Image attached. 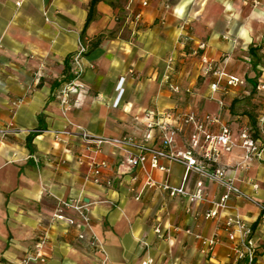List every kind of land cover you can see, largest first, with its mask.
Segmentation results:
<instances>
[{
	"label": "crops",
	"instance_id": "crops-1",
	"mask_svg": "<svg viewBox=\"0 0 264 264\" xmlns=\"http://www.w3.org/2000/svg\"><path fill=\"white\" fill-rule=\"evenodd\" d=\"M90 1L0 0V129H13L0 134V264H15L33 249L57 197L91 203L102 249L75 240L74 229L60 223L50 232L42 264H145L150 257L154 262L147 264H161L167 249L179 253L177 264H244L227 237L229 214L252 225L264 259L256 204L232 197L207 218L224 192L218 182L206 180L195 200L170 195L148 185L145 172L127 164L120 146L108 141L97 149L80 136L53 133L77 126L107 139L149 133L150 142L161 146L159 130L149 126L158 112L220 113L235 144L219 165L264 203V159H246L239 145L245 125L264 140V0H126L125 13H134L139 24H118L116 0H100L84 30ZM81 41L88 46L84 71L71 103L63 105L58 90L74 76ZM220 72L244 82L227 85L222 76L213 89ZM191 129L184 125L178 132L173 151L188 147ZM94 159L108 164L99 183L87 177ZM160 163L169 168L171 186L196 191L198 174L185 181L184 164L167 158ZM154 177L162 181L166 174L154 170ZM158 223H164L163 234L155 231ZM188 229L218 233L221 243L204 251Z\"/></svg>",
	"mask_w": 264,
	"mask_h": 264
},
{
	"label": "built area",
	"instance_id": "built-area-1",
	"mask_svg": "<svg viewBox=\"0 0 264 264\" xmlns=\"http://www.w3.org/2000/svg\"><path fill=\"white\" fill-rule=\"evenodd\" d=\"M87 51L88 46L82 41L79 42L78 50L73 56V61L77 66L74 76L62 83L58 90V98L63 105L70 104L71 95L78 91V79L84 71L83 58ZM222 76L226 77L227 85H237L244 82L238 76L220 72L219 79L212 84L213 89L218 88ZM260 87L264 90V84H260ZM170 88L174 92L179 91V86L176 84H171ZM260 121H264V116L260 117ZM184 125H191L192 127L188 139V147L185 150L173 151L171 149L172 144ZM149 126L156 127L159 130L161 146H155L150 142L151 135L149 133L143 137L124 135L119 138L107 139L102 136L92 135L89 131L78 126L74 129L65 127L61 130H54L53 133L56 138H59L62 134L80 136L88 143L95 145L97 149H100L103 142L108 141L120 146L127 153V164L130 167H138L145 172L148 185L167 190L170 195L187 194L191 200H195L203 196L202 187L206 180L216 181L224 188V192L217 201L213 202V207L206 211L205 216L207 218L217 216L222 209L229 206L228 202L232 197H241L257 205L259 209L258 226L264 230V203L236 185L233 178L227 177L225 168L219 165L220 157L225 152H229L235 144L233 131L224 122L220 113L211 114L204 112L199 114L194 110L176 111L168 109L158 112L157 116L150 121ZM12 130L11 126H6L0 129V134L5 136ZM239 140V145L244 149V157L246 159H264V140L256 136L255 131L251 127L246 125L241 127ZM161 158L179 161L184 164L185 181L190 178L192 173L198 174L196 191L188 194L183 186H171L167 180L169 168L160 163ZM79 160L81 161V158ZM107 165L105 160H92L87 177L99 183L102 169L107 167ZM154 170L165 172L166 177L162 181L156 180ZM56 199V206L49 220L40 225L38 239L33 249L15 264L45 263L48 259L47 248L50 232L54 226L60 223H64L67 228L66 231H69L70 228L74 229L75 240L86 242L96 250L102 249V241L94 229L91 203L81 198L63 199L57 197ZM225 230L228 233L229 241L232 243L231 249L237 261H243L244 264H264V260L259 257L253 239L254 228L242 216L239 214L227 215ZM155 231L160 232V228L156 227ZM186 231L194 235L204 251H212L221 243L218 233L204 236L200 233H193L190 229ZM152 261L153 259L150 257L144 263L147 264Z\"/></svg>",
	"mask_w": 264,
	"mask_h": 264
},
{
	"label": "rangeland",
	"instance_id": "rangeland-1",
	"mask_svg": "<svg viewBox=\"0 0 264 264\" xmlns=\"http://www.w3.org/2000/svg\"><path fill=\"white\" fill-rule=\"evenodd\" d=\"M125 1L126 0H116V3L118 5V7H119L117 23L118 24H124V23H128L129 24V22H131V20H132V22L134 24L135 23L139 24L141 22V20H140V18L137 19V20L135 18H133L134 13L133 14L125 13L126 12L125 11L126 10L125 9ZM180 1H186V0H168V2L171 3V4L172 3H177V2H180ZM156 227L160 228V232H156L157 234H163L164 233V223H158L156 225ZM165 233H167V232H165ZM178 256H179V253H175L174 254L169 249H167L165 251V253H163L161 255V262H162L161 264H177L176 262H177ZM262 256L264 257V253L262 254ZM181 258H183V256H181ZM262 260H264V259H262ZM152 262H154V261H152Z\"/></svg>",
	"mask_w": 264,
	"mask_h": 264
},
{
	"label": "trees",
	"instance_id": "trees-1",
	"mask_svg": "<svg viewBox=\"0 0 264 264\" xmlns=\"http://www.w3.org/2000/svg\"><path fill=\"white\" fill-rule=\"evenodd\" d=\"M100 0H91L89 4L88 16L85 21L84 30L88 27L90 22L94 19L96 14V7ZM99 44V40L92 42V47H96Z\"/></svg>",
	"mask_w": 264,
	"mask_h": 264
}]
</instances>
